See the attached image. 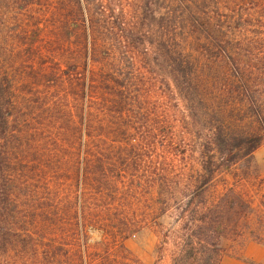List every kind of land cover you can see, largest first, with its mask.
Segmentation results:
<instances>
[{
  "label": "trees",
  "instance_id": "obj_1",
  "mask_svg": "<svg viewBox=\"0 0 264 264\" xmlns=\"http://www.w3.org/2000/svg\"><path fill=\"white\" fill-rule=\"evenodd\" d=\"M0 1V33L31 34L12 30L16 7ZM222 1L191 12L181 36L167 22L159 42H149L159 63V92L153 87L145 96L136 82L143 74L92 65L96 46L89 54L87 0L75 1L83 19L74 27L83 28L80 40L64 38L73 24H61L50 39L47 28L35 26L38 32L27 39L35 44L43 33L33 52L38 62L48 61L49 71L39 76L44 83L77 88L80 109L63 131L69 147L62 165L69 177L66 192L43 217L45 233L38 230L33 238V264H143L125 242L162 216L173 218L177 228L159 232L154 264H221L223 240L264 245V177L255 163L264 145V0ZM54 43L79 54L56 58L50 52ZM14 105V89L0 66V252L5 254L14 241L12 227L23 228L12 204ZM180 120L189 131L179 129ZM146 146L159 159L156 177L142 174ZM23 159L21 153L19 167ZM226 177L230 180L216 193V183Z\"/></svg>",
  "mask_w": 264,
  "mask_h": 264
},
{
  "label": "rangeland",
  "instance_id": "obj_2",
  "mask_svg": "<svg viewBox=\"0 0 264 264\" xmlns=\"http://www.w3.org/2000/svg\"><path fill=\"white\" fill-rule=\"evenodd\" d=\"M5 1L16 7L12 30H21L24 34L30 31L31 34L23 38H10L3 34L7 29L0 33L3 34L0 35V66L8 74L14 89L15 102L11 128L15 151H11V154L13 153L12 160L16 164L14 168L17 171L15 183L12 185L14 188L12 204L23 226L22 229L17 226L12 227L14 230L9 236L14 240L13 244L7 254L3 252V249L1 250L0 262L1 264H33L32 257L29 255L33 252V238H37L38 230L44 232L40 224L41 221L43 222V217L50 213L53 200L66 192L63 186L67 184L69 177L62 165L65 164L69 147L66 145L63 131H66L70 116L76 115L77 118L79 114L80 103L76 95L79 96L80 93L77 88L72 89L69 85L58 87L51 81L43 82L39 74L42 75L40 71L49 72L48 61L38 62L37 51H35L36 46L38 44L40 46L38 42L43 33H37L35 44L27 38L35 36L33 31L38 32L35 28L38 24L47 28L46 39L52 38V32L61 24L63 26L73 24L72 29L68 25L69 31L64 38H68L69 41L80 40V36H84L79 33H82L83 28L74 27L83 19L79 14L76 0ZM87 1L88 5L84 2L86 6L84 20L87 27L91 26L88 31L91 40L89 38L88 40L93 43L89 54L93 53L94 42L96 46L95 53L91 55L96 63L92 65L97 70H124L138 76L143 74L136 80L137 84L144 88L141 96L147 95L153 87L159 88V79L155 75L159 72V63L156 61V56L150 54L149 42H159L167 22L171 23L172 29L176 31L175 34L181 36L184 32L181 28L186 26L191 12L206 9L218 2V0ZM219 2L223 4L222 0ZM2 3L4 2L0 1V4ZM71 7L74 9L70 10ZM3 8L6 14L12 13L11 7ZM92 25L95 30H92ZM1 26L6 25L1 24ZM55 44L50 52L58 54L56 58L79 54L68 51L69 47L66 50H62V47H54ZM145 54L150 56L146 57ZM84 61L85 58L80 59L81 68ZM149 61H152L153 65H150ZM47 76L56 84V78L50 74ZM156 92L159 90L157 89ZM155 96L159 97L158 94ZM176 104L180 105V101ZM179 110L182 115L184 112L182 104ZM178 127L180 130L189 131L182 125L181 120L178 122ZM5 148H8L7 141H5ZM145 151L146 160L141 164L142 174L156 177L157 171L154 175L153 168H158L159 159L153 158L154 153L151 147L149 149L146 146ZM21 153L24 155V165L19 167ZM255 163L258 174L264 177V145L255 153ZM226 179L230 180V177L216 183V193L224 189ZM156 221V224L145 226L125 242V246L143 264L155 263L158 236L162 228L169 230L177 228L173 218L162 216ZM221 244L224 248L221 264H264V259L258 260V254L254 249L257 246L264 249V245L256 241L223 240Z\"/></svg>",
  "mask_w": 264,
  "mask_h": 264
},
{
  "label": "crops",
  "instance_id": "obj_3",
  "mask_svg": "<svg viewBox=\"0 0 264 264\" xmlns=\"http://www.w3.org/2000/svg\"><path fill=\"white\" fill-rule=\"evenodd\" d=\"M256 250V254H258V260H263L264 259V249L257 246L254 248Z\"/></svg>",
  "mask_w": 264,
  "mask_h": 264
}]
</instances>
